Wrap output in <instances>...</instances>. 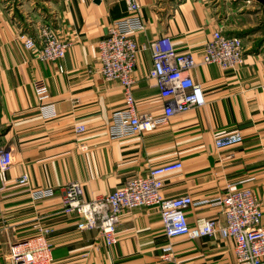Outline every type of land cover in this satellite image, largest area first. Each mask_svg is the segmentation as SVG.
<instances>
[{"label":"crops","instance_id":"crops-1","mask_svg":"<svg viewBox=\"0 0 264 264\" xmlns=\"http://www.w3.org/2000/svg\"><path fill=\"white\" fill-rule=\"evenodd\" d=\"M145 29L139 43L170 35L180 51L198 62L192 77L201 82L206 103L175 114L151 131L112 138L115 111L125 106L123 86L100 72L99 44L110 24L128 14L126 0H0V148L14 162L0 173V264L10 242L25 240L48 226L54 264H171L162 259L170 240L158 206L122 213L117 243L104 245L97 230H79V218L62 212L65 186L79 180L88 200L146 176L163 163L182 160L183 169L164 177L163 194H190L191 226L202 218L224 222L211 202L228 184L253 189L264 225V0H139ZM42 25L72 41L57 62L42 61L20 35L38 37ZM222 28L242 38L245 62L237 70L203 64L204 44ZM150 50L137 56L133 95L138 112L160 114L164 101L149 77ZM43 78L48 97H37L33 83ZM53 109L55 115H51ZM48 114V115H47ZM85 125L84 131L76 129ZM238 131L240 144L217 147L216 138ZM28 174L29 180L19 179ZM54 187L35 200L31 191ZM177 257L195 264H236L234 242L221 236L171 240Z\"/></svg>","mask_w":264,"mask_h":264},{"label":"built area","instance_id":"built-area-1","mask_svg":"<svg viewBox=\"0 0 264 264\" xmlns=\"http://www.w3.org/2000/svg\"><path fill=\"white\" fill-rule=\"evenodd\" d=\"M126 3L128 14L110 24L106 37L99 44L101 74L106 80L118 81L125 92V106L113 113L109 126L110 136L114 139L151 131L169 123L175 114L206 103L203 85L191 75L198 65L195 55L191 51L178 50L170 35L139 43L135 36L145 29L140 14L141 3L139 0H126ZM20 40L26 48L36 52L40 60L53 62L62 60L73 44L70 40L61 39L55 28L49 25L40 27L37 38L24 33L20 35ZM143 50L152 53L153 67L149 77L155 81L165 103L160 114L137 111L133 95V72L137 56ZM244 62L242 38L225 34L222 28L214 30L204 44L202 63H214L224 70L237 71ZM33 86L42 102L47 99L48 83L45 79H37ZM51 115H55L53 109ZM76 129L84 131L86 128L81 124ZM242 141L243 135L240 132H228L216 138V145L227 147ZM13 162L12 150L1 147L0 173L8 170ZM183 166L180 159L157 165L146 176L132 177L123 186L91 200L84 197L82 183L72 180L65 186L62 212L77 215L79 230H97L104 245L111 247L117 243V225L124 211L158 206L165 235L170 240L164 248V261L171 264H195L177 257L171 242L174 238L221 236L233 240L236 264H264L263 209L257 193L249 187L228 184L226 192L211 202L221 208L225 221L202 218L191 226L187 213L190 207L199 202L190 194H163L164 177L182 170ZM28 180V174H23L19 182L25 184ZM54 194V187L31 191L32 199L35 200ZM51 232L50 227L42 226L34 236L10 242L7 259L11 264H54L53 245L49 239Z\"/></svg>","mask_w":264,"mask_h":264},{"label":"rangeland","instance_id":"rangeland-1","mask_svg":"<svg viewBox=\"0 0 264 264\" xmlns=\"http://www.w3.org/2000/svg\"><path fill=\"white\" fill-rule=\"evenodd\" d=\"M8 250H9V246H8ZM8 250H6V251L8 252ZM7 252H6V254H7ZM4 260L7 262V264H11L10 261L7 259V255L4 256Z\"/></svg>","mask_w":264,"mask_h":264}]
</instances>
